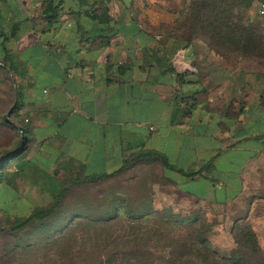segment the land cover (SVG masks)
I'll list each match as a JSON object with an SVG mask.
<instances>
[{
  "label": "crops",
  "instance_id": "obj_1",
  "mask_svg": "<svg viewBox=\"0 0 264 264\" xmlns=\"http://www.w3.org/2000/svg\"><path fill=\"white\" fill-rule=\"evenodd\" d=\"M178 8L168 0L154 19L140 0H0V74L18 103L9 121L27 139L19 164L59 184L157 152L172 168L156 162L153 197L226 205L264 193V72L180 31Z\"/></svg>",
  "mask_w": 264,
  "mask_h": 264
},
{
  "label": "rangeland",
  "instance_id": "obj_2",
  "mask_svg": "<svg viewBox=\"0 0 264 264\" xmlns=\"http://www.w3.org/2000/svg\"><path fill=\"white\" fill-rule=\"evenodd\" d=\"M174 1L180 7L171 13L177 18L176 28L190 34L191 21L188 18L192 15V5L196 0ZM261 1L264 2V0L236 1V12L241 16L242 24L258 37L259 43L255 44L258 47L260 40L264 43V14L258 13V3ZM166 2L168 0H140V13L149 18H161L164 15ZM203 38L209 46L210 41L207 42L206 35H203ZM213 46L216 49H212L223 56L230 66L244 71L264 72L263 48L252 47L246 50L232 48L221 42L217 44L218 47ZM16 96L12 81L6 74H0V227L2 228L10 226L15 218L28 215L37 207L45 209L51 207L55 199L51 194L56 186L55 180L44 179V177L41 179L42 170L37 172L26 170V165L22 167L18 162L20 158L17 157L21 154L22 146L20 145L21 136L17 126L9 121L14 112H11L7 118V114L13 109ZM50 172L54 175L58 174L57 171ZM31 175H34V178H31ZM82 177L81 173L74 178L72 171L59 176L60 187L66 190L60 196L61 201L55 214L41 222L32 223L22 231L0 230V264H54L56 257L53 256L52 250H47L49 245H42L40 241L49 237L54 238L57 227L74 215V209L80 206L88 207V214L93 217L99 214L122 216L126 211L142 215L150 208L152 211L164 210L177 215H198L201 221L206 222L210 230L209 237L213 236L217 246L232 245L228 255L233 251L244 252V248L239 250L240 248L235 241H231V238L234 240L233 236L238 232V226L245 225L253 231L262 252V255L257 256L248 251L245 254V261L255 263L260 261V258L264 259V193H261V189L256 192L251 188L252 194H249L250 191L248 195L238 197L226 205L201 204L193 199L175 195L153 197L155 193L152 191V184L159 182L161 176L158 163L151 159L135 161L129 169L106 180L80 182ZM37 180L41 182L37 183ZM76 180H78L77 183ZM123 200L126 201L125 209H123ZM148 214L149 212L145 217ZM120 228L121 224L117 223L111 227V230L117 231L116 229ZM76 233L77 239L72 243L76 251L75 259L79 262L89 260L83 247L97 243L98 238L94 234H98V229L79 228ZM51 248L54 251V248Z\"/></svg>",
  "mask_w": 264,
  "mask_h": 264
},
{
  "label": "trees",
  "instance_id": "obj_3",
  "mask_svg": "<svg viewBox=\"0 0 264 264\" xmlns=\"http://www.w3.org/2000/svg\"><path fill=\"white\" fill-rule=\"evenodd\" d=\"M236 1H194L192 15L188 18L191 21L190 34L206 35L207 42L210 41V48L214 49L216 47L213 45L217 46L219 42L232 48L247 50L256 47L264 49V43L261 40L259 47L255 46L256 43H259L258 37L242 24L241 16L236 12ZM16 110H18L17 102L13 104L9 116L11 112L15 113ZM17 129L21 136L20 145L22 144L21 151H23L27 140L25 131L21 127H17ZM147 156H149L148 159L160 162L164 167L172 168L165 156L157 152L139 154L133 159L147 158ZM129 162L126 161L123 167ZM121 171L122 169L111 173L100 172L82 175L80 182L106 180ZM72 173L75 178L82 172L74 171ZM77 182L78 180H76ZM54 184L56 186L52 189L51 194L55 199L51 207L47 209L37 207L28 215L15 218L10 226L0 227V230L7 232L22 231L32 223L41 222L55 214L61 201L60 196L66 189L60 187V184ZM122 203L123 209H125L126 201L123 200ZM88 210V207H76L73 211L74 215L57 227V234L54 238L49 237L40 241L42 245H49L47 250H52L53 256L57 260L54 261V264H264V259L261 260V258L255 263L245 261V254L248 251L252 255H262L253 231L245 225L238 226V232L234 233L233 236L236 245L240 248L239 250L244 248V252L233 251L228 256H222L212 248L209 241L210 230L206 222L201 221L198 215H177L164 210L152 211L150 208L142 215L126 211L122 216L99 214L100 216L93 217L88 214ZM148 212V216L145 217ZM117 223L121 224V228L116 229L117 231L111 230V227ZM79 228L98 229V234H94L98 238L97 243L93 246L83 247L86 255L89 256V260L83 262L75 259L76 251L72 245L73 241L77 239L76 231ZM51 247L54 248V251Z\"/></svg>",
  "mask_w": 264,
  "mask_h": 264
},
{
  "label": "built area",
  "instance_id": "obj_4",
  "mask_svg": "<svg viewBox=\"0 0 264 264\" xmlns=\"http://www.w3.org/2000/svg\"><path fill=\"white\" fill-rule=\"evenodd\" d=\"M258 13H259V15L264 14V2H262V1L258 3Z\"/></svg>",
  "mask_w": 264,
  "mask_h": 264
},
{
  "label": "water",
  "instance_id": "obj_5",
  "mask_svg": "<svg viewBox=\"0 0 264 264\" xmlns=\"http://www.w3.org/2000/svg\"><path fill=\"white\" fill-rule=\"evenodd\" d=\"M9 117V113L7 114V118ZM19 150H20V148H19ZM21 151V150H20Z\"/></svg>",
  "mask_w": 264,
  "mask_h": 264
}]
</instances>
